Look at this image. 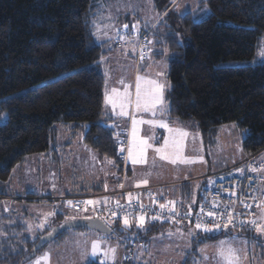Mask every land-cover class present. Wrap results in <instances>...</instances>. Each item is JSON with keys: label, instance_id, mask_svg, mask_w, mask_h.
<instances>
[{"label": "trees", "instance_id": "1", "mask_svg": "<svg viewBox=\"0 0 264 264\" xmlns=\"http://www.w3.org/2000/svg\"><path fill=\"white\" fill-rule=\"evenodd\" d=\"M102 1L105 2L0 0V220L14 217L17 221L13 229L25 233L18 245L12 246L8 240L0 243V264H28L31 260L26 261V258L44 235L68 221L82 219H71L67 213L57 210L54 224L33 239L26 235L27 216L17 218L15 209L7 214L2 203L7 196L3 186L17 166H22L34 155L52 153V158H57L51 147L58 144V126H65L72 133L66 140L64 153L71 151L78 135L82 134L85 147L95 151L100 159L117 160L119 138L116 134L120 126L106 112V79L101 66L107 51L105 44L97 43L92 29L94 13ZM153 2L154 9L164 14L174 0ZM203 2L209 9L205 19L196 21L191 13L177 16L170 10L164 27L162 21L153 33L158 40L154 57L163 58V45L170 53L167 61L171 88L167 94L166 115L171 122L185 123L199 132L205 144L215 142L221 127L236 124L245 132L243 154L257 155V159H261L264 150V62L254 65V60L264 37V0ZM131 30L136 31L130 25L116 34L128 41ZM137 34L143 49H147L149 45L142 41V33ZM148 39L147 36L143 40L148 42ZM124 43L116 45L122 49ZM140 44H137V58ZM144 50L140 53L144 54ZM127 128L131 130L132 127L128 125ZM117 174L121 178L120 171ZM131 174L128 170L127 179ZM116 182L111 184V191ZM189 186V183L183 185ZM89 190L84 195L91 193V188ZM98 190L95 187L97 193L102 191ZM197 192L195 205L202 199L200 189ZM14 199L21 201L18 197ZM35 203L53 207V202ZM61 205L67 208L62 200ZM116 223L117 233L128 239L132 229H119L120 222ZM164 228L199 230L193 240L195 255L198 247L238 235L264 258V235H257L256 230L205 232L191 225L163 223L151 224L147 231H141L140 237L154 236ZM68 232L45 245L37 256L52 243L64 242ZM102 256L105 262L113 264ZM125 257L118 264H125ZM97 259L89 264H97Z\"/></svg>", "mask_w": 264, "mask_h": 264}, {"label": "rangeland", "instance_id": "2", "mask_svg": "<svg viewBox=\"0 0 264 264\" xmlns=\"http://www.w3.org/2000/svg\"><path fill=\"white\" fill-rule=\"evenodd\" d=\"M203 1L204 0H174L172 7L164 12V14H160L154 9L153 0H105V2H100L99 5L101 7L96 9L97 11L94 13L92 19V29L95 40L99 44H105L107 51V55L101 60L102 71L106 79L105 93H110L112 88L123 91L125 84H132L134 86L137 75L147 79L158 80L165 84L164 104L158 106L164 108L163 114L158 110L157 115L153 117L151 113L132 112L130 110V116L135 115L137 120L143 119L145 121L152 119L163 120L168 123L169 127L174 129L179 128L189 133V136L185 140L184 157L189 160H194V163L172 164L163 160V184L153 186L140 184V187L131 188L128 185L131 175L126 181V187L130 190L152 188V192L159 198H161L159 194L163 193L164 205H168L169 201H175V204L178 205L194 206L197 190L199 191L200 189L202 192L212 184L213 179H209V176L212 177L216 173L231 171L233 169H235V171H240L242 163L249 159L248 156L243 154L242 149L245 132L236 124L221 127L215 142L212 144V141H207L205 144L200 133L193 131L192 127L189 125L177 121L171 122L169 119H166L168 118L166 115V109L168 108L167 94L171 88L168 77L169 65L167 61V56H169L170 53L169 49L163 45V58L157 60L156 57H154L153 53L158 50V40L153 37V33L158 29L162 21L164 27V23L166 22L165 18L169 15L168 12L170 10L174 11L177 16H184L191 13L196 21L205 19L208 17L209 9ZM124 25H128V27L124 28ZM130 25H136L137 27H134L136 31L131 30L132 35L128 38V41L127 38L121 39L120 34L118 35L116 33L121 28L128 29ZM137 33H142V41L144 44L149 45L146 51H144L143 59L137 58L136 56L137 44H140ZM147 36L149 37L148 42L143 40ZM123 42H125V45H123L122 49L117 47L116 44H123ZM263 62L264 37L260 40L257 47L254 65ZM160 73L163 75H160ZM121 80L124 82L123 84L120 83ZM105 107L107 114L110 113L120 126L116 134L117 138H119V140H117V146L120 144V141L126 137H129L130 142L131 130L127 128L128 125L132 127L130 117L117 116L116 112L111 110V106H106L105 104ZM113 124L114 123H112V125ZM138 127V135L147 139L148 142L153 145V148L148 149L147 157H149L150 160L155 158V156L159 158L153 149L155 147H160L164 139L168 137L169 133L167 129L158 126L153 127L147 123L141 124ZM57 131L59 132L58 144L51 147L52 150L56 151L55 154L57 158H52V153L28 157L22 166L16 167L9 182L3 186V192L7 195L2 199V203L5 205V212L10 214L12 209H15L18 212L17 218L27 216L26 235L33 239L38 237L39 232H42L45 228L51 227L54 224L56 214L59 210L67 213L68 217L71 219H73V217L76 219L94 218L96 213L99 212L98 210L106 209L105 215L110 217L109 215L112 211L109 208L116 206L117 201L121 203V201L126 198L123 195H110L109 191L104 192L102 195H97L95 193L88 195H71L69 194V192H71V190H69L71 186L69 182L73 180L71 176H69L71 172L76 175L74 176V182L79 183V181H85L90 184V181L106 178L108 185L112 184L114 181H117L116 185L120 183V178H118L117 173L120 171V173L123 174V166H125L127 173L128 170L131 173L137 171V175H140L139 171L136 169L137 167L135 168L129 159L127 164H125L121 162L116 155L117 162L115 160L100 159L101 162H103L101 163L95 151L86 149V151H90L91 153L85 151L84 153L81 151V146L79 144L77 145L76 142L73 143V148L74 145H76L75 151H73L76 154V156H73V158L76 157V161L71 163V166L74 167L70 168L67 160L74 153L72 151L64 152L66 150L65 144L68 143L66 140L71 137L72 133L69 129L65 128V126H58ZM79 139H82V134L78 135L76 141ZM79 142L84 148L85 145L83 142ZM81 152L85 155H81ZM256 162L264 163V152L261 159H257ZM100 163L102 164L101 166H99ZM142 167L150 169L151 165L142 164ZM146 172L143 174L141 173L140 178H142V180L151 179L146 177L150 174ZM166 173H169L170 176H167ZM166 179L173 181L169 182L170 184H175L171 187L166 185V183H168ZM188 183L191 186L190 188L194 190L192 199H176L172 195H167V193L173 189L175 192H180L182 186ZM89 195H94L99 198L97 200V212L92 209L85 212H76L66 204V201H63V204H65L67 208L72 209V211L61 205V199L64 197L81 198L89 197ZM14 197H18L21 201H16ZM35 201L46 203L53 202V207L51 205L49 206V204L35 203ZM0 206L2 205L0 204ZM7 218L8 221H4L3 219L0 220V243L2 244L4 240H8L12 246L18 245L20 243H18V240H21L22 237L25 236V233L13 229L17 219L10 216ZM106 220L108 221L106 223L113 228L114 233L112 236H105L90 230H69L64 242L60 245L52 243L47 246L41 255L31 260L28 264H35V262L46 253L49 254L52 264H89L102 256V253L104 254L109 246L117 248L115 260L124 253V256H126L125 260H127L125 264H181V260H184V264H191V257H189L188 254L191 253L190 246L194 236H192V234L198 233L199 230L190 229L188 232L177 228H168L166 230L164 228V231L154 235L148 241L144 238L140 240L139 233L133 232L132 230L131 233H129L131 235H129L127 239V237L125 238L117 233L118 231H116L114 227L117 226L115 222L116 218L115 220L106 218ZM255 220L257 223L264 224V220L261 222L258 216L255 217ZM121 221L123 220L117 222L121 224ZM40 225H43V227H40ZM118 227L120 229V226ZM256 233L257 235L263 234L258 231H256ZM94 241L100 242V250L95 256L91 254ZM220 242L221 241L212 246L209 245L210 247L208 249L217 250ZM231 244L234 248L240 250L241 258H245L246 250H252V248L250 249V246L247 247L245 243L244 245H239L234 241ZM11 245H7V248H10ZM199 248L200 247H198V250ZM167 251H170V255H168ZM173 251H177L178 255L174 256ZM107 259L113 262L111 259ZM49 260H41V264H51ZM120 260L119 258V260L116 261L123 262L124 259ZM176 260L180 261L176 263ZM201 260L202 261L192 263L212 264L209 262L211 258H209V261L205 259V257ZM185 261H187V263H185ZM242 262L243 259L241 264ZM115 264H118V262H115Z\"/></svg>", "mask_w": 264, "mask_h": 264}, {"label": "built area", "instance_id": "3", "mask_svg": "<svg viewBox=\"0 0 264 264\" xmlns=\"http://www.w3.org/2000/svg\"><path fill=\"white\" fill-rule=\"evenodd\" d=\"M123 32H121V35ZM138 58H141V53L144 49L140 44ZM146 51V49L144 50ZM129 137L120 141L117 146L116 155L121 162L127 164ZM124 151L121 152V148ZM264 152V150H263ZM257 155L249 157V159L242 163L244 171H235V169L226 172H219L209 176L212 180V184L202 191V199L194 206L186 205H174L161 209L160 205L163 204V200L152 192V188L142 189H128L126 187L127 172L124 167L123 174H121L120 183L116 185L110 195L119 196L123 195L124 198L120 205L109 208L111 211H115L117 215L113 217L110 213V217L105 215V210H98V203L85 204V201H97L99 198L94 195L89 197L72 198L64 197L61 200L66 201V204L76 212H85L89 209L96 211L94 218H99L105 222H108L106 218L110 220H122L125 215L130 218L137 219L140 215H144L145 222L151 224H163L170 223L173 225H191L195 227L196 223L207 224L213 230L210 232H228V231H242L247 230L253 232L256 230L255 225L249 223L256 216L260 210L264 211V207H257L261 201H264V173H257L251 171L252 167H260L262 163L256 162ZM241 167V166H239ZM122 185V187H121ZM131 193L132 200L129 204L128 194ZM68 201H72V205L68 204ZM215 202V205L213 204ZM247 204L249 207H245ZM143 205V208H141ZM164 205V204H163ZM167 205V204H166ZM97 206V207H96ZM204 208V212L200 211V207ZM86 209V210H85ZM173 211L176 213L173 214ZM213 211L217 213V216L209 217L207 212ZM188 213V215H185ZM232 216V223L228 224L227 228L224 225L227 223L226 217ZM157 217L153 219L152 217ZM223 217V218H221ZM115 220V221H116ZM215 223L220 224V228H214ZM97 264H110L104 261V257L100 256L97 259Z\"/></svg>", "mask_w": 264, "mask_h": 264}, {"label": "snow or ice", "instance_id": "4", "mask_svg": "<svg viewBox=\"0 0 264 264\" xmlns=\"http://www.w3.org/2000/svg\"><path fill=\"white\" fill-rule=\"evenodd\" d=\"M128 25H124V28H127ZM133 27H137L134 25ZM143 54H141V59H143ZM160 75H163L160 73ZM120 83H124L122 80ZM134 87V91H133ZM164 89L165 84L161 83L158 80L155 79H147L145 77L137 75L135 79L134 86L132 84H125L123 91L117 88H112L111 92L105 93V104L106 106H111V110L113 112H116L117 116L120 117H130L131 119V141L129 143V147L127 149L128 156L127 159L131 161L133 165L136 164H146L148 162L147 159V152L149 148H153V145L148 142L147 139H144L138 135L139 132V125L141 124H150L153 127H160L167 129L169 135L166 137L163 141V144L160 147H155L153 150L155 154L159 156L161 160H166L172 164L177 163H194V160H189L184 157V149H185V140L189 136V133L179 129V128H172L169 127L168 123H166L163 120H137L135 118V115L130 116V110L132 112H145V113H151L153 117L157 115V111L159 110L161 114L164 112L162 106L164 104ZM118 110V111H117ZM121 152L124 151V148L122 147ZM241 172H243V169H240ZM251 171L257 172V173H264V163L260 165V167H252ZM143 184H147V180L141 181ZM137 187L140 186V184L136 185ZM122 187V185H121ZM129 204L132 200L131 193L128 194ZM106 202V201H105ZM85 204H95L97 201H85L83 202ZM69 205H72V201H68ZM214 206L215 202H213ZM175 201H169L168 205H160L161 209H164L166 207L172 206L174 209ZM117 206L122 208L123 206L119 204V201H117ZM246 208L249 207V205H244ZM190 207V206H189ZM257 207H264V201H261L260 204L257 205ZM141 208H143V205H141ZM86 210V209H85ZM200 211L204 212V208L201 206ZM173 214L176 213L173 211ZM111 215L115 217L117 213L115 211L111 212ZM185 215H188V213H185ZM207 216L213 217L217 216V213L213 211L207 212ZM153 219H157V217H152ZM223 218V217H221ZM74 219V217H73ZM227 223L224 225L225 228H227L228 224L232 223V216L228 215L226 217ZM249 223L255 225L256 231L264 233V224L257 223L255 219L249 221ZM123 224L124 226L131 227L132 223L127 215L123 218ZM145 224V217L144 215H140L137 221V226L140 228H143ZM40 227H43V225H40ZM196 229H203L205 232L212 231L213 229L210 228L207 224L202 223H196L195 225ZM214 228H220L219 223H215L213 225ZM100 250V242L94 241L91 248V254L95 256L98 251ZM116 251L117 248L113 246H109L107 250L104 252V256L111 259L113 261V264H115V257H116ZM204 250L201 249V252ZM216 264H241V256H240V250L236 249L232 246L230 242L227 241H221L220 245L218 246L216 252L214 253ZM49 254H45L43 257L38 259L35 264H41V260H49ZM205 259H209L208 257H205Z\"/></svg>", "mask_w": 264, "mask_h": 264}, {"label": "crops", "instance_id": "5", "mask_svg": "<svg viewBox=\"0 0 264 264\" xmlns=\"http://www.w3.org/2000/svg\"><path fill=\"white\" fill-rule=\"evenodd\" d=\"M167 110V109H166ZM166 119H168V118H166ZM79 141H82V139H79L78 141H76V144L78 145H80L81 146V151L82 152H90V151H86V149L87 150H89V148H87V147H85L84 146V148H83V146H82V144L79 142ZM75 147H76V145L74 146V148H71L70 150L73 152V151H75L74 149H75ZM81 152V153H82ZM84 152V153H85ZM74 153V152H73ZM80 153V154H81ZM84 153H82L81 155H85ZM91 153V152H90ZM75 154V153H74ZM71 155L70 157H69V167L70 168H72V167H74V166H71V164H70V162L72 163V162H75L76 161V157L75 158H73V156H76V154L75 155ZM80 155V156H81ZM147 159H149V157H147ZM101 160H104V159H101ZM101 160H100V158H99V161L101 162ZM101 163H103V162H101ZM100 163V165L99 166H101L102 164ZM147 165H151V167H150V169H146L145 167H142V164H136V165H134L135 166V168L139 171V173H140V175L138 176L137 175V171H135L134 173H132L131 174V176H130V179H129V187H131V188H134V187H137L136 185L137 184H141V185H150V186H153V185H159V184H163L164 182H163V160H161L160 158H158V157H156L155 156V158H152V160H148V162L146 163ZM155 166H157V167H155ZM147 171V172H146ZM144 172H146V173H150L149 174V176H146L147 178H151V179H145V180H149L148 181V183L147 184H143V183H141V181H143L142 180V178H140L141 177V173L143 174ZM75 173H72L71 172V174L69 175V176H71V178L73 179L71 182H69L70 183V189L69 190H71V192H69V194H71V195H84V194H86L85 193V191L88 189H90L91 188V193H95L96 191H95V187H96V189H100V190H102L101 192H96L95 194H103L104 192H111V190H112V185L111 184H109L108 185V182L106 181V178H104V179H101V178H99V179H97L96 181L94 180V181H90L91 183L90 184H88V182H81V181H79V183L78 182H74V176H76V175H74ZM166 175L167 176H170L169 175V173H166ZM143 176V175H142ZM68 178V177H67ZM68 179H70V178H68ZM150 180H152V181H150ZM166 180H168V183H166V185H169L170 187L171 186H173V184H175V183H169V182H173V181H170V179H166ZM179 183V182H178ZM80 184H81V186H80ZM90 185V186H89ZM89 186V187H88ZM140 187V186H139ZM169 187V188H170ZM177 187V186H176ZM191 186H189V188H186V187H183L182 186V188H181V191L180 192H175L174 191V189L173 190H171L170 192H168L167 193V195H172L174 198H176V199H179V198H183L184 200H187V199H192L193 198V191L194 190H192V188H190ZM72 190H74V191H72ZM100 190H98V191H100ZM93 191V192H92ZM169 191V190H168ZM91 193H89V194H91ZM198 193V192H197ZM196 193V194H197ZM88 194V193H87ZM67 195V194H66ZM160 196H161V199L163 200V193H160L159 194ZM258 216V219H260L261 220V222H263L262 220H264V211L263 210H260L257 214H256V217ZM130 221H131V223H132V226L131 227H125L124 226V224H123V221H121L122 223L120 224L121 226V228L123 227V228H125V229H132V230H134L135 232H138L139 233V235L140 236H142V230L143 229H147V227H149L151 224H149V223H146L145 222V224H144V227L143 228H140V227H138L137 226V220H131L130 219ZM115 222H117V221H115ZM177 229H179V230H183V231H190V229H188V228H177ZM147 231V230H146ZM143 233H145V232H143ZM131 235V234H130ZM194 235V236H193ZM262 235H264V233L262 234ZM143 236H146V235H143ZM192 236H193V239H192V241H191V246H190V248H191V253H189L188 254V256L189 257H191L190 259H191V264H193V263H196L197 261L199 262V261H202L201 259H203V257H208V258H211V261H209V259H207L209 262H211L212 264H216V259H215V256H214V253L216 252V250H213V249H208L210 246L209 245H215L217 242H210V243H207V245H205V246H203V247H201V248H199V250L196 252V255H195V253H194V250H193V240L196 238V236H197V234L195 233V234H192ZM191 236V237H192ZM153 236H151V237H143L145 240H150V238H152ZM195 237V238H194ZM143 239V240H144ZM140 240H141V237H140ZM219 241H227V242H230V243H232V242H237L239 245L241 244V245H244V243L247 245V247H249V243L246 241V239L245 238H243V237H241V236H236V235H234V236H231V237H224V238H222V239H220ZM146 242V241H145ZM245 245V246H246ZM201 249H203L204 251L203 252H201ZM171 251V250H170ZM170 251H167L168 252V255H170L169 253H170ZM43 255V254H42ZM102 255H104L103 253H102ZM120 255V254H119ZM173 255L174 256H176V255H178V252L177 251H173ZM244 255V254H243ZM196 256V257H195ZM38 257V256H37ZM124 257V253L123 254H121L120 256H118L117 258H116V260H119V258L122 260V258ZM193 258V259H192ZM36 259V258H35ZM242 259H243V262H242V264H264V261H263V258L260 256V255H258V252L256 251V253H255V247L254 248H252V250H249L248 249V251L246 250L245 251V258H241V261H242ZM115 260V262H119V261H116ZM120 260V261H121ZM177 261L179 262L180 260H176V263H177ZM184 260H181V264H184V262H183ZM49 262L52 264V262H51V259L49 260ZM188 262H189V260H188ZM193 262V263H192ZM185 263H187V261H185Z\"/></svg>", "mask_w": 264, "mask_h": 264}, {"label": "water", "instance_id": "6", "mask_svg": "<svg viewBox=\"0 0 264 264\" xmlns=\"http://www.w3.org/2000/svg\"><path fill=\"white\" fill-rule=\"evenodd\" d=\"M79 229L94 231L105 236H112L114 233L113 228L99 218H82L80 220L68 221L59 227L53 228L50 233L44 235L35 246L32 254L26 258V261L32 260L45 245L51 243L66 231Z\"/></svg>", "mask_w": 264, "mask_h": 264}, {"label": "bare ground", "instance_id": "7", "mask_svg": "<svg viewBox=\"0 0 264 264\" xmlns=\"http://www.w3.org/2000/svg\"><path fill=\"white\" fill-rule=\"evenodd\" d=\"M97 195H102V194H97ZM105 222V221H104Z\"/></svg>", "mask_w": 264, "mask_h": 264}]
</instances>
